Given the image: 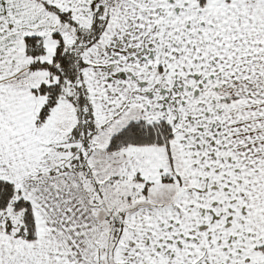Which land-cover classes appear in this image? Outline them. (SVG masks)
<instances>
[{
	"label": "snow or ice",
	"instance_id": "1",
	"mask_svg": "<svg viewBox=\"0 0 264 264\" xmlns=\"http://www.w3.org/2000/svg\"><path fill=\"white\" fill-rule=\"evenodd\" d=\"M0 264H264V0H0Z\"/></svg>",
	"mask_w": 264,
	"mask_h": 264
}]
</instances>
